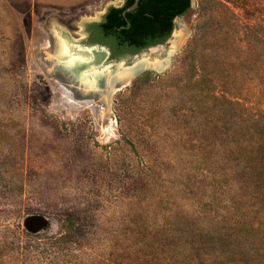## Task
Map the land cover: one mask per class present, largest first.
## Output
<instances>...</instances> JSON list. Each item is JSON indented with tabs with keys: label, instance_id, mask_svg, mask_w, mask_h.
<instances>
[{
	"label": "trees",
	"instance_id": "1",
	"mask_svg": "<svg viewBox=\"0 0 264 264\" xmlns=\"http://www.w3.org/2000/svg\"><path fill=\"white\" fill-rule=\"evenodd\" d=\"M133 1L111 6L90 26V43L109 45L113 58L163 44L174 19L191 7V0H138L123 15ZM199 21L177 66L182 91L170 112L178 123L165 130L164 143L193 157L174 196L156 201L151 215L105 219L116 229L103 236L93 209H57L62 233L43 244L28 240L23 264H264V0H210L200 4ZM151 77L144 72L135 79L127 99ZM121 101L119 110L129 115L118 118L123 140L144 164L124 168L120 181L141 198L162 126H139L132 118L138 107Z\"/></svg>",
	"mask_w": 264,
	"mask_h": 264
},
{
	"label": "rangeland",
	"instance_id": "2",
	"mask_svg": "<svg viewBox=\"0 0 264 264\" xmlns=\"http://www.w3.org/2000/svg\"><path fill=\"white\" fill-rule=\"evenodd\" d=\"M122 1L0 0V264H23L21 246L28 240L43 244L58 237L62 229L55 218L57 209L73 205L93 209L100 218L95 230L103 236L116 229L107 226L105 219L151 215L154 203L173 197L177 182L191 169L192 155L177 143H164L165 132L166 126L178 123L170 108L182 91L176 80L182 76L179 60L201 24L200 4L210 0H191V11L184 16L189 34L163 73L148 71L152 81L142 86L133 101L125 90L139 76L114 93L107 107L101 87H87L56 62L58 40L99 70L119 64L128 67L135 56L148 54L147 48L113 58L109 45L90 43V26ZM180 20H175L172 33L179 29ZM165 42L164 50L151 58L165 56L171 46ZM92 45L98 47L97 53L103 46L109 55L94 58L84 52L85 46ZM171 71L174 76L163 77ZM119 99L138 107L132 118L139 126L143 122L146 130L162 126L155 139L161 146L152 148L147 158L149 186L141 198L120 181L124 168L141 167L144 158L123 140L118 118L129 119V115L119 110ZM134 142L137 147L139 140ZM30 215L44 216L45 223L28 231L25 221ZM23 232L35 237H25Z\"/></svg>",
	"mask_w": 264,
	"mask_h": 264
},
{
	"label": "water",
	"instance_id": "3",
	"mask_svg": "<svg viewBox=\"0 0 264 264\" xmlns=\"http://www.w3.org/2000/svg\"><path fill=\"white\" fill-rule=\"evenodd\" d=\"M123 2H124V0L122 1V4H123ZM137 5H138V0H134L130 6H128L127 8L124 9L122 14L125 15V13L127 11L133 10L134 8L137 7ZM189 11H191V8H189L184 15L179 16V17H181V18L184 17L185 15H187V13ZM179 17H176L173 22H175V20ZM186 33L188 35L189 30H187ZM172 38H173V33H171V35L169 36V41L165 42L166 45H171ZM179 47L180 46L177 45L174 48H170V50L165 53V56L163 58H161L160 60H158L159 62L153 63V64H150V62L152 61V60H150V59H152L151 57L153 56V54L160 52V51H163L164 46L162 44H158L156 46L149 47L148 48V54L143 55L141 57L135 56L134 61L130 66L123 67L124 66L123 64H119L121 66V69H122V72H121L122 76H118L117 72L113 71L111 73L110 82H107L105 80V78H100L97 81V86L102 88L101 93H102V95H104L103 99L105 100V104L107 105V107L109 106L111 96L114 93L120 91L123 87H125L127 84L131 83L135 78L140 76L142 73L148 72V71L155 72V73H163L167 69V67H169L171 57L179 49ZM97 48L98 47L96 45H92V46H85L83 49H84V52L92 54L93 57L95 58L96 56H98V55L100 56V54H101V53L99 54L96 52ZM100 48H101L100 50H101L102 54L104 55V57H107L109 55V51L106 48H104L103 46ZM145 56H148L149 60ZM114 67H116V66L113 65L112 68L114 69ZM63 68H65V67H63ZM44 223H45L44 216H42V215H30V217L28 219H26V221H25V227L27 228L28 231H34L38 226H41Z\"/></svg>",
	"mask_w": 264,
	"mask_h": 264
},
{
	"label": "bare ground",
	"instance_id": "4",
	"mask_svg": "<svg viewBox=\"0 0 264 264\" xmlns=\"http://www.w3.org/2000/svg\"><path fill=\"white\" fill-rule=\"evenodd\" d=\"M179 24H180L179 29L177 31L175 30L176 32L173 33V38L171 40L170 48H174L178 44L182 43V40L187 35L186 32L188 30L187 29L188 20L186 19V17H182ZM55 49H56V53H55L56 62L62 65V67L71 70L80 83H84L87 87L91 89H94L96 87L98 88L97 81L100 78H105L107 82H110L111 73L113 71L117 72L118 76H122L121 74L122 69L120 65L119 66L117 65L116 67H114V69L111 66L108 67L106 66V68L101 70L98 69L97 64L87 65L86 58L82 57L81 55L71 53L66 43L63 42L62 40H58L56 42ZM101 55L102 54H100V56ZM145 57L149 60L148 56ZM158 57L150 59L152 60L150 64L159 62L158 60H160L161 58Z\"/></svg>",
	"mask_w": 264,
	"mask_h": 264
}]
</instances>
